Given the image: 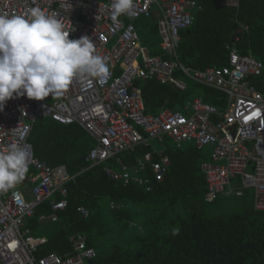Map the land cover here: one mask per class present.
I'll list each match as a JSON object with an SVG mask.
<instances>
[{
    "label": "built area",
    "instance_id": "obj_1",
    "mask_svg": "<svg viewBox=\"0 0 264 264\" xmlns=\"http://www.w3.org/2000/svg\"><path fill=\"white\" fill-rule=\"evenodd\" d=\"M111 0H0V13L20 15L39 6L54 14L69 31L70 39L89 36L94 51L105 58L110 70L104 82L91 78L73 80L59 97L51 95L42 101L25 97L10 99L0 112V150L20 143L28 153L27 191L20 181L7 192L0 191V264H94L96 254L80 233L67 237L69 252L59 255L36 253L46 246L43 236H32L25 228L41 204L48 202L50 214L41 223H59L60 213L67 209V185L73 181L64 165L49 166L34 157L28 137L33 123L49 118L63 125H76L93 141L85 162L101 167L113 181H121L152 191L170 166L165 143L175 148L192 144L197 151L210 148L209 161L200 168L207 193L206 203L218 194L241 196L251 189L254 209L264 211V95L257 92L249 78L261 74L262 66L237 50L240 40L233 35L224 48L227 65L199 71L184 66L178 58L180 32L194 23L202 7L195 0H133L135 15H121L118 26L110 19ZM237 8L238 0H222ZM153 18L160 38V55L152 56L141 45L134 22ZM247 31V28H244ZM136 80H154L178 92H184V80L221 92L225 109L220 111L194 98L182 111L162 110L145 114L141 91ZM22 134V135H21ZM155 141L158 149L150 145ZM143 150L141 154L137 151ZM122 155L132 160L124 163ZM130 160V161H131ZM237 179L239 184L232 183ZM83 219L89 212L78 207Z\"/></svg>",
    "mask_w": 264,
    "mask_h": 264
},
{
    "label": "trees",
    "instance_id": "obj_2",
    "mask_svg": "<svg viewBox=\"0 0 264 264\" xmlns=\"http://www.w3.org/2000/svg\"><path fill=\"white\" fill-rule=\"evenodd\" d=\"M195 1L202 10L191 27L180 32L179 61L199 71L224 67L228 58L224 45L238 35L239 55L250 56L262 66L261 74L249 78V84L264 95V0H238L237 8L224 6L222 0ZM134 25L141 45L150 55H160L156 21L141 18ZM134 86L141 91L148 115L182 111L194 98L220 111L225 109L224 94L191 81L184 92L154 80H136ZM28 142L36 159L51 167L64 165L74 176L66 187L68 205L59 215L58 229L43 236L48 243L37 257L48 252L68 253L67 237L80 233L96 254L94 264H264V211L254 209L253 192L249 196V190L241 196L218 194L213 202L204 201L207 188L200 165L209 161L210 148L205 153L192 144L175 148L165 143L168 172L147 192L137 184L125 186L111 180L100 167L84 170L93 141L76 125L39 119L33 123ZM122 159L132 165L127 155ZM220 196L241 199L246 209L240 214L215 215ZM78 207L89 212L87 218L79 216ZM49 214L45 202L26 219L25 228L32 236L37 237V231L46 225L39 218Z\"/></svg>",
    "mask_w": 264,
    "mask_h": 264
},
{
    "label": "clouds",
    "instance_id": "obj_3",
    "mask_svg": "<svg viewBox=\"0 0 264 264\" xmlns=\"http://www.w3.org/2000/svg\"><path fill=\"white\" fill-rule=\"evenodd\" d=\"M109 7L117 26L121 15L136 14L133 0H111ZM109 74L105 58L94 51L93 40L87 35L70 39L56 15L39 6L20 15L0 13V112L10 99L59 97L73 80L94 78L102 83ZM28 162L20 143L0 150V191L7 192L24 179Z\"/></svg>",
    "mask_w": 264,
    "mask_h": 264
},
{
    "label": "rangeland",
    "instance_id": "obj_4",
    "mask_svg": "<svg viewBox=\"0 0 264 264\" xmlns=\"http://www.w3.org/2000/svg\"><path fill=\"white\" fill-rule=\"evenodd\" d=\"M184 82L186 84L189 83L188 80H184ZM150 145L153 149H158L159 145L155 142V141H151ZM184 147H187V145H184ZM205 153H208L210 151L209 148H204L203 150ZM30 171L27 172V174L25 175L24 179L28 178L27 176H29V173L32 172V169H29ZM27 188V185L22 186L21 190H25ZM248 196L252 195V191L249 190L247 192ZM218 207L217 210L215 212V215H222V216H226V215H234V214H240L242 213L245 209H246V204L242 202L241 199H238L236 197H228V196H220L219 200H218ZM134 226L133 228H137V226L135 225V223L133 222ZM58 229V226L56 223H48L44 226H42L38 231H37V235L38 236H49L51 234H53L56 230Z\"/></svg>",
    "mask_w": 264,
    "mask_h": 264
},
{
    "label": "crops",
    "instance_id": "obj_5",
    "mask_svg": "<svg viewBox=\"0 0 264 264\" xmlns=\"http://www.w3.org/2000/svg\"><path fill=\"white\" fill-rule=\"evenodd\" d=\"M136 30H137V29H136ZM23 183H24V185H27V188H29V185H28L27 180H24ZM27 188H26L25 190H22L23 193H25V192L27 191ZM247 192H248V191H247ZM243 193H244V192H243ZM252 196H253V195H252Z\"/></svg>",
    "mask_w": 264,
    "mask_h": 264
}]
</instances>
